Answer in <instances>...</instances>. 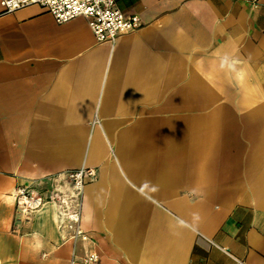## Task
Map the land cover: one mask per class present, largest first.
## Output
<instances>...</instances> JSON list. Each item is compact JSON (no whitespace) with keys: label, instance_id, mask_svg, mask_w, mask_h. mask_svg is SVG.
Segmentation results:
<instances>
[{"label":"crops","instance_id":"crops-1","mask_svg":"<svg viewBox=\"0 0 264 264\" xmlns=\"http://www.w3.org/2000/svg\"><path fill=\"white\" fill-rule=\"evenodd\" d=\"M115 1L111 43L0 0V264H264V0Z\"/></svg>","mask_w":264,"mask_h":264},{"label":"built area","instance_id":"built-area-1","mask_svg":"<svg viewBox=\"0 0 264 264\" xmlns=\"http://www.w3.org/2000/svg\"><path fill=\"white\" fill-rule=\"evenodd\" d=\"M2 3L5 12L38 4L46 8L57 22L84 16L98 41L113 43L121 33L134 30L141 25L138 14H126L117 6L115 0H2ZM95 177L96 171L92 167L82 166L68 172L74 194L69 198L60 199L64 204L60 214L67 217L68 226L73 228V237H87L79 225L81 198L85 184ZM15 198L17 206L25 212L37 210L47 200L46 196L32 186H19ZM72 200L74 202H71ZM98 259L99 256L95 252L85 254L81 261L73 255L70 264H90Z\"/></svg>","mask_w":264,"mask_h":264}]
</instances>
